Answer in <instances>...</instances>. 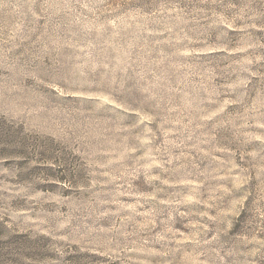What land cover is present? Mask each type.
I'll list each match as a JSON object with an SVG mask.
<instances>
[{"label":"rangeland","instance_id":"obj_1","mask_svg":"<svg viewBox=\"0 0 264 264\" xmlns=\"http://www.w3.org/2000/svg\"><path fill=\"white\" fill-rule=\"evenodd\" d=\"M0 264H264V0H0Z\"/></svg>","mask_w":264,"mask_h":264}]
</instances>
